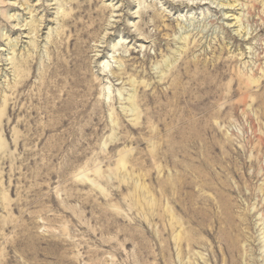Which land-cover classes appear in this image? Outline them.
I'll use <instances>...</instances> for the list:
<instances>
[{
  "label": "rangeland",
  "instance_id": "obj_1",
  "mask_svg": "<svg viewBox=\"0 0 264 264\" xmlns=\"http://www.w3.org/2000/svg\"><path fill=\"white\" fill-rule=\"evenodd\" d=\"M0 264H264V0H0Z\"/></svg>",
  "mask_w": 264,
  "mask_h": 264
},
{
  "label": "bare ground",
  "instance_id": "obj_2",
  "mask_svg": "<svg viewBox=\"0 0 264 264\" xmlns=\"http://www.w3.org/2000/svg\"><path fill=\"white\" fill-rule=\"evenodd\" d=\"M186 4V3H185ZM88 34V33H87ZM79 49H81V48H79L78 46H77V48H76V50L74 51V54H75V56H77V59H76V61H75V63L74 64H72V66L73 65H78V67H79V71L80 70H82L81 69V67L79 66L80 65V63H81V61H82V58H83V56H82V49L81 50H79ZM192 66V65H191ZM187 68H189V67H187ZM72 71V70H71ZM81 72V76L83 77V79H80L78 82H76L75 83V92L79 95V96H81V100L86 96V95H89L90 93H91V87H92V85H90V83H88V81H85L86 80V77H87V75H88V73H87V71L85 72V73H82L83 71H80ZM72 73H73V71H72ZM185 74H189V72H185L184 73V75ZM220 74H222V73H220ZM197 75V74H196ZM120 76V75H119ZM50 77H51V75H50ZM115 77H117L118 79H121L120 77H118V76H115ZM24 82V81H23ZM20 84V83H19ZM44 88H47V86H43ZM82 90V91H81ZM15 92H17V90H15ZM81 92H84L83 93V95H80L81 94ZM19 93V92H18ZM91 95V94H90ZM87 98V97H86ZM89 98V97H88ZM86 100V101H85ZM84 101L85 102H87V99H85Z\"/></svg>",
  "mask_w": 264,
  "mask_h": 264
}]
</instances>
